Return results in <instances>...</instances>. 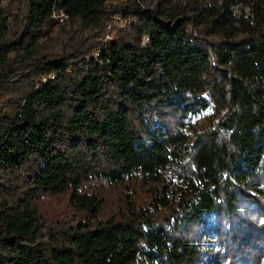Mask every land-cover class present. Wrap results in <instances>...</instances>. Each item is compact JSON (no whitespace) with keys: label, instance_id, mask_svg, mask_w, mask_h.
Wrapping results in <instances>:
<instances>
[{"label":"trees","instance_id":"trees-1","mask_svg":"<svg viewBox=\"0 0 264 264\" xmlns=\"http://www.w3.org/2000/svg\"><path fill=\"white\" fill-rule=\"evenodd\" d=\"M145 1L0 0V264H264V0Z\"/></svg>","mask_w":264,"mask_h":264},{"label":"rangeland","instance_id":"rangeland-1","mask_svg":"<svg viewBox=\"0 0 264 264\" xmlns=\"http://www.w3.org/2000/svg\"><path fill=\"white\" fill-rule=\"evenodd\" d=\"M186 0H182V4H184ZM155 3V0H146L144 5L147 7H152ZM117 19L116 17L114 18ZM62 20V19H58ZM110 27V23L107 25V28ZM110 32L107 30L104 34V39L109 37ZM101 193L103 194L106 200V208L114 206L117 203L120 195V188L110 186L106 183L99 185ZM70 189L66 188L62 191L57 192H46L40 194L36 198V206L38 209V213L45 218L47 221L57 220L58 217L63 216V214L69 213L71 210L68 205ZM141 194V198L144 197V193L139 192ZM140 198V199H141ZM219 264H226L225 262H221Z\"/></svg>","mask_w":264,"mask_h":264},{"label":"built area","instance_id":"built-area-1","mask_svg":"<svg viewBox=\"0 0 264 264\" xmlns=\"http://www.w3.org/2000/svg\"><path fill=\"white\" fill-rule=\"evenodd\" d=\"M52 15L58 19H63L66 16V13L64 12V10L59 9L58 11L53 10Z\"/></svg>","mask_w":264,"mask_h":264}]
</instances>
